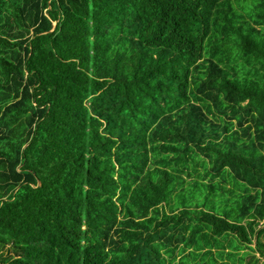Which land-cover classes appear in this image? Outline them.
<instances>
[{
  "label": "trees",
  "instance_id": "obj_1",
  "mask_svg": "<svg viewBox=\"0 0 264 264\" xmlns=\"http://www.w3.org/2000/svg\"><path fill=\"white\" fill-rule=\"evenodd\" d=\"M243 247L264 264V0H0V264Z\"/></svg>",
  "mask_w": 264,
  "mask_h": 264
},
{
  "label": "rangeland",
  "instance_id": "obj_2",
  "mask_svg": "<svg viewBox=\"0 0 264 264\" xmlns=\"http://www.w3.org/2000/svg\"><path fill=\"white\" fill-rule=\"evenodd\" d=\"M246 5V7H249V5H251V4H249V2H247V4H245ZM229 251H232L231 249H228ZM240 251H242V253H245L244 255H243V257L241 258V261L239 260V256H240V253H238V255L234 258V260L231 262V260H227V259H222L223 261L222 262H224V263H226V264H239V263H241V264H246L247 263V260L250 258V256L253 254V256L255 257V258H258L259 257V253L256 251V250H249V249H247V248H245V247H243ZM233 252V251H232ZM234 253V252H233ZM260 261H261V258H259V261H258V263L257 264H259L260 263ZM176 264H178V262H177V259L174 261ZM219 262V261H218ZM188 264H190V263H188Z\"/></svg>",
  "mask_w": 264,
  "mask_h": 264
}]
</instances>
